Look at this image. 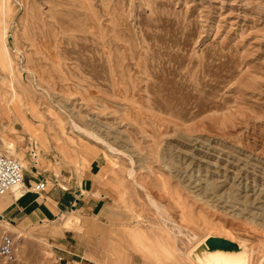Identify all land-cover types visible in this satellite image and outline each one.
<instances>
[{
	"label": "rangeland",
	"instance_id": "374dc122",
	"mask_svg": "<svg viewBox=\"0 0 264 264\" xmlns=\"http://www.w3.org/2000/svg\"><path fill=\"white\" fill-rule=\"evenodd\" d=\"M2 1L14 62L0 65V148L30 166L35 144L48 185L96 163L113 209L0 225L11 264H67L52 231L73 218L85 264H158L150 246L191 264L209 237L264 264V0Z\"/></svg>",
	"mask_w": 264,
	"mask_h": 264
},
{
	"label": "crops",
	"instance_id": "0c3cea01",
	"mask_svg": "<svg viewBox=\"0 0 264 264\" xmlns=\"http://www.w3.org/2000/svg\"><path fill=\"white\" fill-rule=\"evenodd\" d=\"M0 150L10 154L8 150ZM37 150L40 157V148L37 147ZM39 160L36 163L32 160L33 164L30 166L24 165L26 178L23 185L0 196V205L3 206L0 215L3 220L14 225L18 231L26 232L32 227L55 222L70 214V211L81 217L83 222L110 219L113 214L111 197L108 195L109 190L105 188L106 184L102 183V173L96 163L87 167L81 176L72 174L65 177L67 187H61L60 181L63 179H59V185L52 182L46 191L37 193L34 187L38 183L44 179L50 183L47 174L39 168ZM54 178L55 175L51 177L52 181ZM52 232L56 233L54 248L62 255L60 260L67 264H85L87 261L93 263L81 254L80 249L85 240L83 234L74 230Z\"/></svg>",
	"mask_w": 264,
	"mask_h": 264
},
{
	"label": "bare ground",
	"instance_id": "6f19581e",
	"mask_svg": "<svg viewBox=\"0 0 264 264\" xmlns=\"http://www.w3.org/2000/svg\"><path fill=\"white\" fill-rule=\"evenodd\" d=\"M5 1V0H3ZM3 1L1 2L2 4V13L4 12V6L5 4H3ZM11 1V0H10ZM5 16V15H4ZM3 20L5 21L6 19L3 18ZM6 30H8L6 28V26L3 24V21L2 19H0V40H1V44H0V65L3 67V69H7L8 72H11L12 71V60H11V57H10V52H9V48H8V45H7V41H6ZM4 70V71H5ZM17 70V69H16ZM7 72V71H6ZM19 73V72H18ZM11 74V73H10ZM9 74V75H10ZM13 75V74H12ZM19 84V83H18ZM22 87V86H20ZM22 92V91H21ZM18 95L16 92H14V97L13 98H17ZM35 107V106H33ZM3 110H8V111H11V107L8 105V106H5L3 108ZM81 128V127H80ZM4 141V140H3ZM6 144V146L8 147L9 150H14L15 151V144L12 143V142H4ZM85 160V159H84ZM18 188V187H17ZM20 195H17V197H19ZM3 208V206L0 205V212H1V209ZM78 223H80V221L78 220V218H73V219H68V220H65L64 222H62L60 224V226H57V230L59 231H64L65 229H74V227H77ZM0 225L1 227H5L6 229H14L15 226L12 225V224H8L7 221L3 220V219H0ZM134 241H135V244H139V246H142V242L148 240L147 238H144V233L143 232H134ZM196 235H194V238ZM191 238V237H190ZM153 239V238H152ZM160 239V238H159ZM164 239V238H163ZM192 239V238H191ZM190 239V241H191ZM208 238H204L201 242L197 243L195 246H193V248L189 251H187V256H184L185 258H187V260L189 261V263L191 262V264H250V253H249V250L247 249V246L243 243H240L238 242V245H239V249L237 251H231V252H228V251H222V250H216V251H209L207 248H205L203 250V253L202 254H199L197 253V255L195 256V258H192L190 256V253L193 249L196 250V247L200 244H205L206 240ZM200 240V239H198ZM166 241V240H165ZM193 241V239H192ZM157 242V241H156ZM194 242V241H193ZM198 242V241H197ZM170 243V242H169ZM173 243V242H172ZM196 243V242H194ZM175 245V243H174ZM164 246V245H163ZM167 246V245H166ZM155 247V246H154ZM165 247V246H164ZM166 249L168 247H165ZM170 248V247H169ZM177 248V247H175ZM178 249V248H177ZM168 250V249H167ZM170 251V250H169ZM148 252L151 256V258H155L157 261H158V264H163V263H160L161 261L159 260L158 258V255L160 254H157V252L155 251V249L153 250L150 246V248H148ZM177 252V251H176ZM180 251L178 250V253ZM193 253V252H192ZM174 254V253H173ZM180 254V253H179ZM178 254V255H179ZM182 254V253H181ZM186 254V252H185ZM178 255H177V258H178ZM183 256V255H182ZM181 257V256H180ZM181 259V258H180ZM183 260H185L183 258ZM179 261V260H178ZM108 264L110 263L109 260H107ZM116 264H118V259L116 260ZM154 262V261H153ZM164 262V261H163ZM167 262V261H166ZM181 262V261H180ZM179 262V263H180ZM261 262V261H260ZM165 263V262H164ZM170 263V262H169Z\"/></svg>",
	"mask_w": 264,
	"mask_h": 264
},
{
	"label": "built area",
	"instance_id": "2783aa9c",
	"mask_svg": "<svg viewBox=\"0 0 264 264\" xmlns=\"http://www.w3.org/2000/svg\"><path fill=\"white\" fill-rule=\"evenodd\" d=\"M31 158L36 163L39 159L37 147L31 144ZM26 167L22 161L0 150V196L20 187L25 183ZM54 184L59 185V177L55 175ZM48 181L44 179L34 187L37 193L46 191ZM17 260L16 242L8 232L0 231V264H11Z\"/></svg>",
	"mask_w": 264,
	"mask_h": 264
},
{
	"label": "water",
	"instance_id": "95a60500",
	"mask_svg": "<svg viewBox=\"0 0 264 264\" xmlns=\"http://www.w3.org/2000/svg\"><path fill=\"white\" fill-rule=\"evenodd\" d=\"M3 217L0 215V219ZM207 248L209 251H216V250H222V251H237L239 249L238 243H235L229 239L222 238V237H209L205 244H201V246L198 248L196 252L193 253V257L197 255V253L202 254L203 250Z\"/></svg>",
	"mask_w": 264,
	"mask_h": 264
}]
</instances>
